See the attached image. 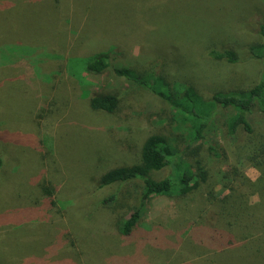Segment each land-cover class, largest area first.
Segmentation results:
<instances>
[{"label":"rangeland","instance_id":"rangeland-1","mask_svg":"<svg viewBox=\"0 0 264 264\" xmlns=\"http://www.w3.org/2000/svg\"><path fill=\"white\" fill-rule=\"evenodd\" d=\"M257 43L264 0H0V264H264V233L245 238L264 221L259 187L219 176L232 168L253 181L261 175L235 152L231 108L214 118L199 154L185 156L195 171L200 160L206 180L184 196L149 199L130 236L118 222L142 181L98 184L109 168L140 162L150 133L188 135L161 96L116 67L192 84L209 98L254 83L264 67L250 53ZM211 48L234 49L240 61L212 59ZM98 53L109 55V68L85 71ZM96 92L118 95V109L93 110ZM250 119L264 133L259 107ZM208 141L222 145L221 157ZM202 225L228 229L237 244L214 253Z\"/></svg>","mask_w":264,"mask_h":264},{"label":"trees","instance_id":"trees-1","mask_svg":"<svg viewBox=\"0 0 264 264\" xmlns=\"http://www.w3.org/2000/svg\"><path fill=\"white\" fill-rule=\"evenodd\" d=\"M260 50H263V53L259 52ZM250 53L254 57H262L264 65L263 43L252 45ZM208 56L216 60H225L231 64L240 61L238 53L231 48H211L208 51ZM84 63L83 68L85 71L103 73L110 66L109 55L98 53L85 58ZM115 71L119 75L133 79L135 85L146 86L161 96L170 106V121L172 123L188 124L187 137L182 134L179 138H172L161 132L150 133L142 144L140 162L132 165L112 167L102 173L98 183L99 187L135 179L141 180L143 183V191L137 198L133 210L129 216L118 222L119 231L122 235L130 236L136 230L146 203L152 197L164 195L171 197L174 194L184 196L206 180L207 172L200 164V160H197L198 171H195L193 166L185 160V156H197L199 154L200 149L204 145L203 142L207 141L208 132L214 126V118L221 110H229L231 108L233 111L225 117V125L230 137L233 139L234 145L238 142L235 146V152H238V156H243V159L249 160L254 167L261 171V175L253 181L242 173L237 172L236 168H232L229 172L220 170V179L225 180L231 176L232 180L235 179L242 184L246 183L244 180H247L253 187H259L258 191L264 198V133L258 134L250 119V115L255 108L259 107L264 112V67L263 72L250 87H236L231 90L216 91L209 98H205L192 84L168 81L161 74L140 75L130 67H116ZM80 80H83V76ZM119 102V97L116 94L96 92L89 96V104L93 110L113 113L118 109ZM241 130L250 135V137L240 139L238 133ZM182 141L185 142V145L180 147L179 143ZM208 143V151L217 157H221L223 154L221 151L222 145L215 141H208ZM2 163L3 159L0 154V167ZM168 166L171 167L170 175L172 177L169 175L170 177L156 179L152 176L153 171L163 170ZM230 188L233 189V187ZM227 200L228 198L224 197L220 199V202L224 201L227 204ZM233 208L236 211L240 210L238 206ZM228 211H231V207H229ZM190 227L186 229L189 234ZM205 228L208 231L206 236L209 237L208 240L211 242L210 248H208L214 253L219 252L216 250H223L237 244L234 233L228 229L224 227L209 229L207 226L202 225L198 227V230L203 233ZM256 228L258 233L255 229L254 234L252 233L245 238H254V236L264 233V221ZM192 232L193 234L195 233L194 227Z\"/></svg>","mask_w":264,"mask_h":264}]
</instances>
